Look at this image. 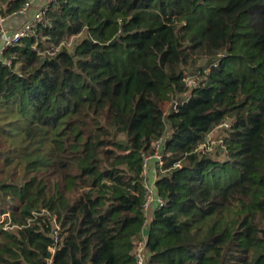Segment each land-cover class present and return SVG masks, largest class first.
<instances>
[{
    "label": "trees",
    "instance_id": "trees-1",
    "mask_svg": "<svg viewBox=\"0 0 264 264\" xmlns=\"http://www.w3.org/2000/svg\"><path fill=\"white\" fill-rule=\"evenodd\" d=\"M44 21L0 60V264H137L149 216L148 264H264V0H57ZM191 49L212 58L192 87ZM225 120L227 158L196 150ZM160 137L166 202L146 216Z\"/></svg>",
    "mask_w": 264,
    "mask_h": 264
},
{
    "label": "built area",
    "instance_id": "built-area-1",
    "mask_svg": "<svg viewBox=\"0 0 264 264\" xmlns=\"http://www.w3.org/2000/svg\"><path fill=\"white\" fill-rule=\"evenodd\" d=\"M57 0H48L47 3L39 7L38 9L35 8L36 2L35 0H27L24 5L21 7L20 10L15 12L12 15H2L0 14V35L2 36V49L1 52L3 54L4 50L16 46L20 44L26 36H30L33 32H35V27L38 23H43V26H47L48 22L44 21L49 9L51 6L56 3ZM20 17L23 18V21L19 23L16 27V30L8 31L6 29L8 21L13 17ZM49 37H44L43 40H49ZM38 43H35L33 48L38 51L39 54L47 56V57H53L55 56L63 47L68 48V42L67 40H63L60 43H50L48 45H45V47H40L37 45ZM10 63V62H9ZM210 71V69H209ZM208 73V72H207ZM184 81L186 82L187 86H196L198 84V77L197 76H190V79L186 81L184 78ZM178 101H175L174 103V110L177 109ZM231 126L230 120H225L215 128H221L223 131L226 128H229ZM214 128V129H215ZM214 131V130H213ZM212 131V132H213ZM210 132L206 138V140L199 144V146L196 148V150H201L205 154H212L215 149L216 141L209 139ZM164 137L156 138L152 141L151 144V153L144 154V161H143V172L146 171L148 167V162H150L151 159L155 160L157 170L163 171L164 169ZM218 142L222 144L223 147V135L218 139ZM224 148V147H223ZM226 150V149H225ZM146 175V174H145ZM144 176V175H143ZM148 172H147V179L145 178L144 182V202L142 205L143 213L146 216H149L155 209L160 208L165 205L164 198L158 194L157 188L155 185V181H150L148 179ZM60 224L55 222V229L53 230L52 234L54 236L55 243H58L61 239L60 235ZM55 246L50 247V250L54 253L55 252ZM135 258L137 264H148V253L146 251V238L143 237L141 239H138L135 244Z\"/></svg>",
    "mask_w": 264,
    "mask_h": 264
},
{
    "label": "rangeland",
    "instance_id": "rangeland-1",
    "mask_svg": "<svg viewBox=\"0 0 264 264\" xmlns=\"http://www.w3.org/2000/svg\"><path fill=\"white\" fill-rule=\"evenodd\" d=\"M48 0H35L36 5L35 8L38 9L39 7H41L42 5H44L45 3H47ZM11 20V19H10ZM8 21L9 23L6 26V29L8 31H13L16 30L17 27V23H11V21ZM90 36V33L88 32L87 29L83 30L82 32L78 33L77 35L71 37L69 40H67L68 42V49L69 51L73 50V47L76 46L78 43H80L84 38ZM2 49V36L0 35V60L4 59L3 58V54L1 52ZM192 55H191V60H190V65L187 67L186 71H185V79L186 81L190 79V76H197L198 78H200L202 76V72H209V69L212 65V58H210L209 56L207 57L205 55L204 51H200V50H193L191 49ZM16 70H18V68L16 67ZM181 95L176 96L174 93L171 94V97L169 100L165 101L163 103V108L166 114H169L173 109H174V103L175 101L179 100V97ZM169 122H166V128L167 131H169ZM224 134V131L221 128H215L214 131L210 134L209 139L215 140L216 144H215V149L213 151L212 154H216L220 156V159H226L227 158V151L224 150V148H222L218 142V139H220V137ZM167 135H169V133H167ZM118 139L120 140H126L127 137L124 133H119L118 135ZM165 153V150L163 151V154ZM147 172H148V179L150 181H155L158 177H159V172L157 170L156 167V162L155 160L151 159L150 162H148V167L146 169L145 172L142 173L143 176V180H145V178L147 179ZM19 173H22V170L19 169ZM146 174V175H145ZM145 182V181H144ZM165 200V199H164ZM166 202V200H165ZM6 215H4L2 218H4ZM149 221H150V216H149V220L147 221L146 225L142 228L141 231V235L143 237H146L148 232H149ZM207 229L205 228L202 231L196 232L195 233V237H197L196 239H200L203 238L205 236ZM150 257V255H148V258Z\"/></svg>",
    "mask_w": 264,
    "mask_h": 264
},
{
    "label": "crops",
    "instance_id": "crops-1",
    "mask_svg": "<svg viewBox=\"0 0 264 264\" xmlns=\"http://www.w3.org/2000/svg\"><path fill=\"white\" fill-rule=\"evenodd\" d=\"M11 22H10V24L11 23H14V24H16L17 23V25L19 24V23H21L22 21H23V18H20V17H13V18H11V20H10ZM9 23V22H8ZM7 23V24H8Z\"/></svg>",
    "mask_w": 264,
    "mask_h": 264
},
{
    "label": "water",
    "instance_id": "water-1",
    "mask_svg": "<svg viewBox=\"0 0 264 264\" xmlns=\"http://www.w3.org/2000/svg\"><path fill=\"white\" fill-rule=\"evenodd\" d=\"M116 41V39H113L109 44H113Z\"/></svg>",
    "mask_w": 264,
    "mask_h": 264
}]
</instances>
